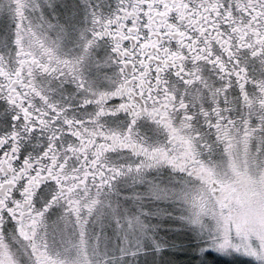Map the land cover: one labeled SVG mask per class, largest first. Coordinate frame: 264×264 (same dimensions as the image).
<instances>
[{"label": "snow or ice", "instance_id": "1", "mask_svg": "<svg viewBox=\"0 0 264 264\" xmlns=\"http://www.w3.org/2000/svg\"><path fill=\"white\" fill-rule=\"evenodd\" d=\"M0 264H264V0H0Z\"/></svg>", "mask_w": 264, "mask_h": 264}]
</instances>
